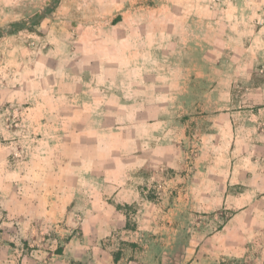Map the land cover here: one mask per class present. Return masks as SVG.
I'll list each match as a JSON object with an SVG mask.
<instances>
[{
    "label": "rangeland",
    "instance_id": "1",
    "mask_svg": "<svg viewBox=\"0 0 264 264\" xmlns=\"http://www.w3.org/2000/svg\"><path fill=\"white\" fill-rule=\"evenodd\" d=\"M69 238L264 264V0H0V264Z\"/></svg>",
    "mask_w": 264,
    "mask_h": 264
},
{
    "label": "crops",
    "instance_id": "2",
    "mask_svg": "<svg viewBox=\"0 0 264 264\" xmlns=\"http://www.w3.org/2000/svg\"><path fill=\"white\" fill-rule=\"evenodd\" d=\"M231 8H235V6H231ZM229 10L231 11L233 9ZM72 244V240L69 238L63 246L57 264H140L133 258L124 262L123 255L115 259L112 253L102 245L88 250L79 247L73 248Z\"/></svg>",
    "mask_w": 264,
    "mask_h": 264
},
{
    "label": "trees",
    "instance_id": "3",
    "mask_svg": "<svg viewBox=\"0 0 264 264\" xmlns=\"http://www.w3.org/2000/svg\"><path fill=\"white\" fill-rule=\"evenodd\" d=\"M41 12H36L34 15H33V19H36L38 16H41ZM20 24L19 23H15L14 27L16 28H19Z\"/></svg>",
    "mask_w": 264,
    "mask_h": 264
}]
</instances>
